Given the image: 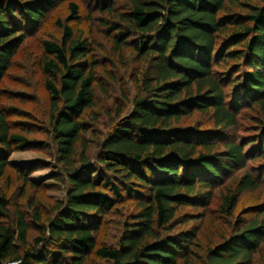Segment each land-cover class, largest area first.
Masks as SVG:
<instances>
[{
  "label": "trees",
  "instance_id": "trees-1",
  "mask_svg": "<svg viewBox=\"0 0 264 264\" xmlns=\"http://www.w3.org/2000/svg\"><path fill=\"white\" fill-rule=\"evenodd\" d=\"M126 1L123 13L115 0L95 8L118 19L109 30L117 49L133 47L147 68L136 79L132 112L124 117L118 109L119 122L94 157L83 144L76 161L81 121L96 106L92 45L60 20V42L44 43L51 56L42 63L52 98L49 135L66 195L45 219L34 199L23 205L0 186V264H88L93 254L112 264H191L197 230L179 227L196 221L188 209H207L216 191L233 227L207 250L204 264H255L264 208L249 217L236 211L244 194L264 188V0ZM65 2L68 24L79 21L81 8L70 0H0V84L27 39ZM1 94L0 184L13 169L22 198L38 187L34 169L14 167L10 157L31 143L15 132ZM245 111L258 115L257 138L237 136ZM124 199L136 212L116 246H99L103 219Z\"/></svg>",
  "mask_w": 264,
  "mask_h": 264
},
{
  "label": "rangeland",
  "instance_id": "rangeland-1",
  "mask_svg": "<svg viewBox=\"0 0 264 264\" xmlns=\"http://www.w3.org/2000/svg\"><path fill=\"white\" fill-rule=\"evenodd\" d=\"M79 4L81 19L67 22L69 2L59 4L56 10L45 21L43 27L29 37L13 60L12 68L7 72L0 84L3 106L7 111L16 133L22 134L30 145L23 150H17L10 157L12 165L18 169L33 168L30 179L37 184V188L27 187L26 195L20 198L19 189L23 186L13 169H9L6 178L1 181V190L13 200L18 199L23 205L34 199L41 207L45 219L55 216L54 206L65 199L67 186L58 181L64 176L63 166L56 158V150L50 139L49 122L51 119L52 98L46 88L48 76L43 72L42 63L50 57L44 51L45 42H60L62 25H70L79 39L88 40L93 48L91 57L95 63L98 82L95 85L96 106L86 112L81 121L85 132L77 149L78 161L83 154L84 145L88 146L87 156L94 157L98 153L99 144L114 129L119 122L118 109H123V116H128L132 110V102L136 95V79L142 76L147 68L146 62L137 56L133 47H126L119 51L114 42L116 31L110 32L112 25L118 19L109 13L95 8L96 3L107 0H70ZM126 0H115V9L123 13L130 9ZM61 22V26L57 21ZM93 67V65H92ZM126 96L130 101H126ZM197 116V115H196ZM255 112L245 111L244 120L240 121L237 136L242 139L258 136ZM204 119V118H202ZM196 118L187 120L196 122ZM264 124V119L261 121ZM38 143L46 146L41 148ZM84 144V145H83ZM94 160V159H92ZM79 170H84L79 165ZM90 166L99 170L95 161ZM107 174V173H106ZM113 178V174H107ZM99 178V175H97ZM121 180V178H117ZM119 181L113 184L118 185ZM125 196V194H124ZM219 191L213 196V202L207 209H188V213L197 218L179 230H197V244L192 249L189 261L191 264H204L207 250L219 244L231 234L233 221L220 214ZM258 207L264 208V188L257 193L244 194L241 197L237 216H253ZM136 212L133 200H119L117 206L106 215L101 223V231L97 236L99 246L113 247L125 232V222L130 220ZM183 214V213H182ZM88 264H112L97 255L90 256ZM255 264H264V246L262 253L255 257Z\"/></svg>",
  "mask_w": 264,
  "mask_h": 264
},
{
  "label": "built area",
  "instance_id": "built-area-1",
  "mask_svg": "<svg viewBox=\"0 0 264 264\" xmlns=\"http://www.w3.org/2000/svg\"><path fill=\"white\" fill-rule=\"evenodd\" d=\"M13 264H17V263H13Z\"/></svg>",
  "mask_w": 264,
  "mask_h": 264
},
{
  "label": "water",
  "instance_id": "water-1",
  "mask_svg": "<svg viewBox=\"0 0 264 264\" xmlns=\"http://www.w3.org/2000/svg\"><path fill=\"white\" fill-rule=\"evenodd\" d=\"M9 264H12V263H9Z\"/></svg>",
  "mask_w": 264,
  "mask_h": 264
}]
</instances>
